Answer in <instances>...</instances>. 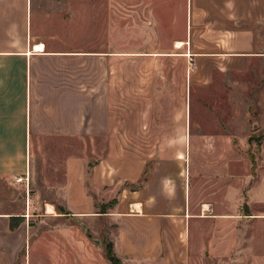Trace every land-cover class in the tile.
Wrapping results in <instances>:
<instances>
[{
  "label": "crops",
  "instance_id": "1",
  "mask_svg": "<svg viewBox=\"0 0 264 264\" xmlns=\"http://www.w3.org/2000/svg\"><path fill=\"white\" fill-rule=\"evenodd\" d=\"M114 6L0 0V264H110L96 238L102 228L121 264H193L203 224L215 228L201 241L203 254L217 264H254L235 253L231 259L243 246L222 237V225L234 216L217 212L213 190L208 193L199 183L191 190L189 179L178 188H135L145 165L126 157L132 154L125 141L126 115L111 113L109 79L111 59L137 54L111 52L109 27L113 9L124 12L117 15L123 21L140 16L125 12L149 11L155 37L149 41L169 44L154 57H176L198 68L210 64L212 73L243 71L264 61V0ZM95 11L106 24L100 39L93 33ZM83 23L91 29L78 31ZM124 34L119 31L118 43L138 41ZM95 42L102 50H95ZM124 87L117 85L119 91ZM169 118H158L165 120L159 137L166 142L155 154L170 152Z\"/></svg>",
  "mask_w": 264,
  "mask_h": 264
},
{
  "label": "rangeland",
  "instance_id": "2",
  "mask_svg": "<svg viewBox=\"0 0 264 264\" xmlns=\"http://www.w3.org/2000/svg\"><path fill=\"white\" fill-rule=\"evenodd\" d=\"M78 1L96 5L108 1L116 8L120 2L151 0ZM98 13L101 12L95 11L92 24L95 39H100L106 25L97 18ZM123 13L115 9L110 12V51L137 55L111 59V113L126 115L125 141L132 152L127 159L145 165L135 188L150 184L178 188L189 179L191 190L193 184L199 183L208 193L214 191L217 212L234 216L228 220L230 225H222V237H231L232 242L243 246L232 251L231 259L235 253L237 259L243 256V260L264 264V61H253L243 71L224 69L212 73L214 66L210 64L202 63L198 68V64H187V60L180 58L154 57L152 54L164 53L169 44L149 41L155 38L150 34L153 22L149 11L125 12L141 16L134 20L127 17L126 21L117 17ZM164 22L159 19L158 23ZM85 29L90 30L91 25L83 23L78 27V31ZM120 30H125L127 39L138 41L118 43ZM93 45L95 50H102L101 43ZM118 84H124V90L119 91ZM166 114L170 116L168 130H173V138L167 140L170 152L155 154L156 147L165 146L166 140L159 136L166 123L158 118ZM210 135L222 138L206 137ZM179 195L183 199L182 191ZM214 231L212 225L200 226V245L193 264H217L207 253L203 254L201 243ZM99 235L96 238L105 250L110 243L107 230L102 228Z\"/></svg>",
  "mask_w": 264,
  "mask_h": 264
},
{
  "label": "trees",
  "instance_id": "3",
  "mask_svg": "<svg viewBox=\"0 0 264 264\" xmlns=\"http://www.w3.org/2000/svg\"><path fill=\"white\" fill-rule=\"evenodd\" d=\"M105 258L110 264H121L120 260L114 255L111 243L107 244L104 250Z\"/></svg>",
  "mask_w": 264,
  "mask_h": 264
},
{
  "label": "bare ground",
  "instance_id": "4",
  "mask_svg": "<svg viewBox=\"0 0 264 264\" xmlns=\"http://www.w3.org/2000/svg\"><path fill=\"white\" fill-rule=\"evenodd\" d=\"M182 47V44H175V48L180 49ZM35 50H42V46H36ZM179 158H182L181 154H179L178 156ZM47 210L50 211L51 209L49 207H47Z\"/></svg>",
  "mask_w": 264,
  "mask_h": 264
},
{
  "label": "built area",
  "instance_id": "5",
  "mask_svg": "<svg viewBox=\"0 0 264 264\" xmlns=\"http://www.w3.org/2000/svg\"><path fill=\"white\" fill-rule=\"evenodd\" d=\"M20 180V179H19Z\"/></svg>",
  "mask_w": 264,
  "mask_h": 264
}]
</instances>
